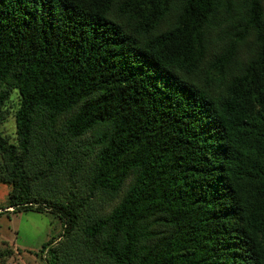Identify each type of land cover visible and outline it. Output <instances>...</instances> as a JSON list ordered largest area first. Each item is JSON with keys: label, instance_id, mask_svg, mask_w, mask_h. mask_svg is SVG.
Masks as SVG:
<instances>
[{"label": "trees", "instance_id": "trees-1", "mask_svg": "<svg viewBox=\"0 0 264 264\" xmlns=\"http://www.w3.org/2000/svg\"><path fill=\"white\" fill-rule=\"evenodd\" d=\"M13 91L46 264H264V0H0V125Z\"/></svg>", "mask_w": 264, "mask_h": 264}, {"label": "rangeland", "instance_id": "rangeland-1", "mask_svg": "<svg viewBox=\"0 0 264 264\" xmlns=\"http://www.w3.org/2000/svg\"><path fill=\"white\" fill-rule=\"evenodd\" d=\"M17 103V92L13 91L6 118L0 125L2 133L12 141L16 140L13 113ZM9 189V183L0 182V248L12 249L0 264H46L41 249L50 236L60 231V219L50 211L4 210Z\"/></svg>", "mask_w": 264, "mask_h": 264}]
</instances>
